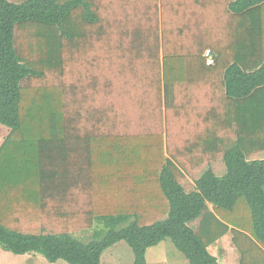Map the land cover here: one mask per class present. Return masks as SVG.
<instances>
[{"label": "trees", "instance_id": "obj_1", "mask_svg": "<svg viewBox=\"0 0 264 264\" xmlns=\"http://www.w3.org/2000/svg\"><path fill=\"white\" fill-rule=\"evenodd\" d=\"M0 123L9 251L264 264V0H0Z\"/></svg>", "mask_w": 264, "mask_h": 264}, {"label": "rangeland", "instance_id": "obj_2", "mask_svg": "<svg viewBox=\"0 0 264 264\" xmlns=\"http://www.w3.org/2000/svg\"><path fill=\"white\" fill-rule=\"evenodd\" d=\"M207 58L208 59L212 58L214 60L215 57L214 55H211L210 57H207ZM10 131L11 130L8 126L0 123V146L3 144V142L9 135ZM104 228L105 226L103 223H98L96 224L94 229H91L88 231H82L79 233L77 232L74 234V236L75 238L84 240L85 242H90L93 239H95V236L98 232L103 233ZM158 245L153 246L155 248L150 250L151 252H150L149 259L150 261H154V264H189V260L186 257V255L174 245L171 238H166L165 240L160 242ZM0 247L8 251V249H6L4 246L0 245ZM209 249H210V252L213 255H215L218 258L219 262L222 264H226L224 259L227 258L229 254L232 252L235 255H237V258H239L240 256L239 250L233 243V233L231 232L226 234L223 237V239H219V241H217L216 243H213ZM111 254L113 256L112 259L116 264H119V263L120 264H133V261H134L133 251L131 247L125 241H120L119 243L113 245L112 247L104 251L103 257H102L103 264H110L108 261L110 262L112 261ZM237 263L240 264V258L239 260H237ZM59 264H62V263H59ZM65 264H71V263H65Z\"/></svg>", "mask_w": 264, "mask_h": 264}, {"label": "crops", "instance_id": "obj_3", "mask_svg": "<svg viewBox=\"0 0 264 264\" xmlns=\"http://www.w3.org/2000/svg\"><path fill=\"white\" fill-rule=\"evenodd\" d=\"M211 205V204H210ZM211 208H213V205L210 206ZM232 228V226H231ZM223 239V237L221 238ZM219 241V240H218ZM119 243V242H118ZM174 243V242H173ZM117 244V243H116ZM161 245V244H160ZM175 245V244H174ZM119 246V245H118ZM159 246V245H158ZM176 246V245H175ZM155 247H149L146 251V259L148 264H154V261H150L149 257H150V250L154 249ZM229 251V250H228ZM227 251V252H228ZM240 253V252H239ZM113 256L111 254V262L108 261L110 264H116L113 261ZM240 261H241V254L239 256ZM239 258H237V255H235L233 252L229 254V256L227 258H225V262L226 264H236L237 260H239ZM134 262V261H133ZM65 264V263H69L65 260H58L55 263H51L49 262L46 258H44L43 256L39 255V254H34V253H30V254H23V255H18L13 253L12 251H7L3 248L0 247V264ZM158 263V262H157ZM160 263V261H159ZM102 264H103V258H102ZM120 264V263H119ZM238 264V263H237Z\"/></svg>", "mask_w": 264, "mask_h": 264}, {"label": "built area", "instance_id": "obj_4", "mask_svg": "<svg viewBox=\"0 0 264 264\" xmlns=\"http://www.w3.org/2000/svg\"><path fill=\"white\" fill-rule=\"evenodd\" d=\"M205 55H206L207 57H210V56L213 55V54H212V51L207 50ZM213 62H214V60H213L212 58H209V59H208V63H213Z\"/></svg>", "mask_w": 264, "mask_h": 264}]
</instances>
